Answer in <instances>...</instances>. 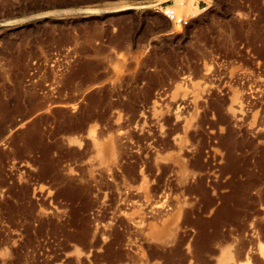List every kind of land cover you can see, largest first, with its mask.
<instances>
[{
  "label": "rangeland",
  "instance_id": "rangeland-1",
  "mask_svg": "<svg viewBox=\"0 0 264 264\" xmlns=\"http://www.w3.org/2000/svg\"><path fill=\"white\" fill-rule=\"evenodd\" d=\"M200 1L0 0V264H264V0Z\"/></svg>",
  "mask_w": 264,
  "mask_h": 264
},
{
  "label": "built area",
  "instance_id": "built-area-1",
  "mask_svg": "<svg viewBox=\"0 0 264 264\" xmlns=\"http://www.w3.org/2000/svg\"><path fill=\"white\" fill-rule=\"evenodd\" d=\"M160 12L162 16L167 20L168 22L176 25H182L185 24L184 20L177 16L175 10L171 6H161Z\"/></svg>",
  "mask_w": 264,
  "mask_h": 264
},
{
  "label": "crops",
  "instance_id": "crops-1",
  "mask_svg": "<svg viewBox=\"0 0 264 264\" xmlns=\"http://www.w3.org/2000/svg\"><path fill=\"white\" fill-rule=\"evenodd\" d=\"M200 4H206V2L204 0H201L200 3H198V5Z\"/></svg>",
  "mask_w": 264,
  "mask_h": 264
}]
</instances>
